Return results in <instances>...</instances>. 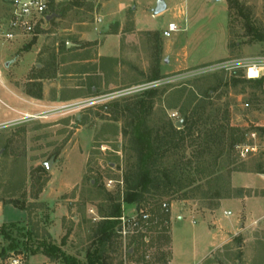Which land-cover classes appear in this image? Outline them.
<instances>
[{
    "label": "rangeland",
    "instance_id": "obj_1",
    "mask_svg": "<svg viewBox=\"0 0 264 264\" xmlns=\"http://www.w3.org/2000/svg\"><path fill=\"white\" fill-rule=\"evenodd\" d=\"M159 1L167 9L153 15ZM73 2L57 7L36 34L0 41V227L9 236L0 235V264L11 256L62 264L42 254L47 244L84 262L109 197L124 190L128 143L116 113L146 88L157 91L152 127L182 122L192 92L207 113L245 133V144L230 166L224 158L221 172L191 171V186L149 200L169 211L153 205L148 229L122 240L108 261L264 264V177L253 173L264 165V94L249 82L232 86L233 79L264 81V71L248 76L225 63L264 56V42L253 41L245 26L264 33V0ZM5 13L0 1V23ZM169 23L179 31L166 38ZM184 146L169 152L165 165L184 153L183 163L194 166L196 146ZM172 238L181 248L175 258Z\"/></svg>",
    "mask_w": 264,
    "mask_h": 264
},
{
    "label": "trees",
    "instance_id": "obj_2",
    "mask_svg": "<svg viewBox=\"0 0 264 264\" xmlns=\"http://www.w3.org/2000/svg\"><path fill=\"white\" fill-rule=\"evenodd\" d=\"M75 1V0H74ZM71 2V1H70ZM74 4L73 0L72 3ZM246 30L253 41L264 42V33L256 29L248 21ZM237 74L234 72L233 76ZM251 83L249 86L264 94L263 79L248 80L233 79L232 86L239 83ZM212 90L207 91L208 94ZM157 91L154 88H146L139 91L135 100L127 102L116 115L123 117L124 127L122 136L128 145L126 170L123 177L124 190L122 195L115 199L109 197V206L100 217L93 230V242L85 254L84 262L76 257L65 254L59 247L47 244L42 250V254L52 261H59L62 264H111L108 261L107 253L115 252V247L122 243V238L117 234L119 219L124 212V205L134 206L137 212L151 213L153 205L159 206L165 202H155L150 204L149 200L156 196L174 195L179 190L188 188L196 179L190 174L194 171L197 175L210 177L223 170L221 165L224 158L227 159V166L231 165L230 156L236 152L238 147L245 144L244 135L239 129L229 127L226 117L218 118L215 113H207V105L192 92L191 100L186 103V107L193 106L192 110L184 114L180 127L168 122L162 126L152 127L149 125L150 115L153 111V98ZM85 120L80 122L84 124ZM197 132V135H193ZM264 135V128L260 129ZM186 141L190 145H195L193 157L196 159L195 165L190 159L183 163L184 153L178 156L177 160L169 167L165 165L169 152L175 153L180 149H185ZM239 157V152L237 151ZM207 157L208 159H205ZM237 168L229 171L238 172ZM253 173L264 175L263 163H257ZM186 177V179L183 178ZM215 180H221L220 177ZM188 183L187 185L183 182ZM227 188H229V182ZM93 185H96L94 181ZM196 187L194 189H198ZM227 192V189H224ZM242 194H238V197ZM219 199L223 197H217ZM167 204V203H166ZM23 210V209H20ZM164 212V210L162 209ZM158 214V212L156 211ZM160 210V215L162 216ZM0 235L9 239L5 233L4 226L0 227ZM129 239H131L129 237ZM129 253V250L127 251ZM132 254L129 253V256ZM130 256V257H131ZM122 264V262H119Z\"/></svg>",
    "mask_w": 264,
    "mask_h": 264
},
{
    "label": "built area",
    "instance_id": "obj_3",
    "mask_svg": "<svg viewBox=\"0 0 264 264\" xmlns=\"http://www.w3.org/2000/svg\"><path fill=\"white\" fill-rule=\"evenodd\" d=\"M5 5V18L0 23V41H11L16 37H27L37 33L42 25L49 21L54 15L57 7H61L66 2L72 0H0ZM176 24L169 23L162 32L163 36L169 38L172 33L178 32ZM234 68H246L249 75L250 71L258 74L264 71V56L246 59H236L232 62H225ZM222 62L221 64H225ZM239 148V147H238ZM243 157V149H241ZM112 181H108V185ZM168 204H163L162 209L165 213L169 211ZM230 215V213H225ZM150 214L135 212L133 215L122 214L119 219L117 234L122 240L129 239L131 235L145 231L150 225ZM5 264H25L24 260L18 256H11Z\"/></svg>",
    "mask_w": 264,
    "mask_h": 264
},
{
    "label": "water",
    "instance_id": "obj_4",
    "mask_svg": "<svg viewBox=\"0 0 264 264\" xmlns=\"http://www.w3.org/2000/svg\"><path fill=\"white\" fill-rule=\"evenodd\" d=\"M213 1L216 2V1H219V0H213ZM165 9H166V5L164 4V2L159 1V2H157V4H156V7H155V9H154V11H153V15H157L158 13H161V12L164 11ZM8 64H9V63H6V64H5V67H7ZM180 126H181V121H179V122L176 123V127H180ZM44 167H45L46 169H49V167H50V163L45 164ZM129 252L131 253L132 251L130 250Z\"/></svg>",
    "mask_w": 264,
    "mask_h": 264
},
{
    "label": "crops",
    "instance_id": "obj_5",
    "mask_svg": "<svg viewBox=\"0 0 264 264\" xmlns=\"http://www.w3.org/2000/svg\"><path fill=\"white\" fill-rule=\"evenodd\" d=\"M167 9V8H166ZM256 176H258L259 178L261 177H264V175H258V174H256ZM248 178H256L255 176H252V177H250V176H248ZM248 180H250V179H248ZM244 188H247V187H245L244 186ZM244 200H247V199H244ZM125 212V211H124ZM125 214V213H124ZM217 236V235H216ZM172 243H173V245H172V255H173V257L175 258V254H177V253H179L180 252V247L178 246V245H176V243H175V241H174V239L172 238ZM182 251V250H181ZM173 262V261H172ZM174 264V263H173ZM198 264V263H197Z\"/></svg>",
    "mask_w": 264,
    "mask_h": 264
}]
</instances>
